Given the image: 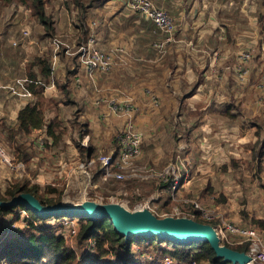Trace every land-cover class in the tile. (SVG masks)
I'll use <instances>...</instances> for the list:
<instances>
[{"label": "rangeland", "instance_id": "1", "mask_svg": "<svg viewBox=\"0 0 264 264\" xmlns=\"http://www.w3.org/2000/svg\"><path fill=\"white\" fill-rule=\"evenodd\" d=\"M44 1L47 17L55 23L54 30H49L37 15L33 0L26 4L0 0L3 100L11 96L23 102L28 85L31 91L34 86L45 88L40 83L25 81L32 72L29 63L41 54H61L69 57L71 68L77 66L79 48L91 35L89 26L85 31V22L91 20L88 24L93 28L99 25L93 21L98 19L97 12L88 6L92 1L103 4V0ZM244 3L248 4V23L251 18L257 22L259 14L263 31L264 0ZM25 30L30 32L29 36L24 34ZM248 30L251 31L250 25ZM248 55L242 64L238 60L236 69L229 74L191 78L194 84L201 80L200 85L176 93L178 100L172 105L147 106V114L139 109L136 121L142 136L141 153L124 179L105 180L98 164L91 166L89 174L80 168L87 160L97 161L100 156L114 154L124 126L112 130L110 149L105 147L107 135L98 137V146L94 147L90 139L93 128L96 126L102 132L107 126L119 125L118 120L105 117L106 107L95 105L94 100L87 110L81 108L68 85L58 96L52 93L51 98L62 96L60 103L54 99L47 102L45 98L41 102L47 117V128L41 132H22L18 121L0 116L1 199L10 201L22 193H34L39 201L54 203L51 205L106 201L120 204L129 212L148 209L161 219L207 221L218 233L223 230V235L218 234L223 245L237 247L238 240L226 231L225 224L261 228L258 222L264 220V54ZM65 76L57 77L61 86L67 81ZM58 83L57 79V87ZM17 108L15 105L13 110L6 109L15 116ZM95 114L102 118L91 129L89 116ZM84 137H88L86 142ZM172 181L178 183L176 188L165 186ZM18 187L31 192L22 190L12 195ZM13 215L0 216V247L23 244L36 229L30 226L32 218L28 211L20 210V219ZM53 224V228L59 226ZM66 232L67 245L76 251L81 262L86 255V242L69 229ZM162 246L171 250L166 244ZM98 254L96 249L92 256ZM167 261L163 250L148 243L133 244L130 253L119 249L102 257L103 263L116 264H168Z\"/></svg>", "mask_w": 264, "mask_h": 264}, {"label": "crops", "instance_id": "2", "mask_svg": "<svg viewBox=\"0 0 264 264\" xmlns=\"http://www.w3.org/2000/svg\"><path fill=\"white\" fill-rule=\"evenodd\" d=\"M244 2L245 0H155V4L173 18L177 29L170 37L154 31L150 23L144 22L127 5V0H103V4L92 1L88 7L97 12L98 19L93 21L99 25L93 28V25L88 24L91 20L86 21L85 31L89 26L90 36L95 37L100 48L109 50L121 45L128 47L130 57L112 73L99 76L94 84L80 70L79 60L77 66L75 64L71 68L69 57L41 54L38 57L51 63L50 80L43 82L41 77L35 80L45 87L42 101L45 98L47 102L54 99L57 104L60 103L62 96L51 98L52 93L58 96L68 85L72 95L81 103V108L85 107L86 110L93 106L92 100L99 90L120 101L130 98L142 110L147 106L158 108L159 105H172L178 100L176 93L188 87V90H192L195 85H200L201 80L194 84L195 80L191 78L211 73L229 74L236 69L235 65L237 67L241 54H264V26L262 31L259 14L255 18L257 22L251 18L248 23V4ZM249 25L251 31L248 30ZM160 45H164L165 49H160ZM240 47L243 49H239ZM79 71L82 76L81 84L76 82ZM58 74H63L67 79L64 86H61ZM2 88L0 83V91ZM6 98L3 100L0 94V116H9L12 121H18L19 111L27 103L38 100L35 95L25 97L23 102L11 96ZM15 105H18L15 116L9 115L6 108L11 107L10 110H13ZM100 113L102 114V110ZM101 114L89 116L90 123H93L91 129L102 118ZM116 119L119 125L107 126L102 132L96 126L93 128L94 133L90 139L94 145L98 146V137L106 138L107 135L105 147L111 148L112 130L125 124L123 117ZM139 126L142 127L140 124ZM36 132H41V129H36Z\"/></svg>", "mask_w": 264, "mask_h": 264}, {"label": "trees", "instance_id": "3", "mask_svg": "<svg viewBox=\"0 0 264 264\" xmlns=\"http://www.w3.org/2000/svg\"><path fill=\"white\" fill-rule=\"evenodd\" d=\"M19 2L26 4L27 0H19ZM33 3L35 10L37 11L36 13L40 19L45 23V25H47L49 30H54L53 21L47 17L45 11V1L33 0ZM136 14L139 15L138 13ZM139 16L141 17V15ZM141 18L144 19L143 17ZM29 65L32 68V72H29L28 74L29 78L37 80L39 77H41L47 82L50 80L51 63L48 60L37 57L35 60L30 62ZM119 67L120 64H118L114 70ZM34 68L35 70H33ZM96 74V79L99 76L105 75V73L99 72ZM78 75H80V71L78 72L77 76ZM43 91L44 89L40 86H34L32 88V93L33 95L37 96L38 100L27 103L19 111L18 122L20 131L30 133L36 129H41V131H43L47 128V117L44 110L40 106L43 99ZM49 133H53L51 129L49 130ZM83 135H85L84 132ZM39 139L44 141L43 137H40ZM94 147L96 146L94 145ZM119 148L120 146L117 139V150L114 152V156L118 155ZM90 150L91 149H89L88 155H91L92 153ZM173 183L174 181H172L171 184H166L165 186L171 189V186L174 185ZM19 188L20 187H18L17 190ZM17 190L12 195H16L17 192L21 193L22 190L31 192L25 188H21L18 191ZM1 200L6 201V199H1L0 197V201ZM40 202L43 205L54 204L50 202H43L41 200ZM105 203L108 202L105 201ZM23 209L28 211L29 217L33 220H29L30 226L35 227L36 229L27 237L25 243L22 244L18 242V244L15 246L5 245L0 247V264H116L114 262L103 263L102 257L109 252H116L119 249L124 250L126 253H130L131 247L135 243H148L149 245H154L156 248L163 250L165 256L185 264H191L193 262L231 264L229 262L223 261V259L217 258L215 252L207 242L178 244L170 241L159 240L156 236L151 238L132 236L128 239H125L123 235L117 232L116 228L112 224L111 219L98 218L94 220L85 216L68 218L65 217V215L43 217L22 205L0 207V216L6 217L8 215L15 214L13 216L16 219H20L19 211ZM67 219H73L77 222L76 234L80 236L81 240L86 242V255L82 258L81 262L79 261L80 258L76 251L67 245V242L69 241V235L66 231L67 229L70 231V228L65 226L64 223ZM35 221L39 222V225ZM199 221L209 223L207 221ZM55 222L59 223V226L53 228L55 226L53 223ZM258 223L259 227H261L259 229L264 230V220H261ZM163 244H166L171 250L163 249ZM249 244V242H245L243 244H238L237 247H231L230 245L227 246L241 252H248ZM96 249L99 252L98 256H92L93 253L96 252Z\"/></svg>", "mask_w": 264, "mask_h": 264}, {"label": "built area", "instance_id": "4", "mask_svg": "<svg viewBox=\"0 0 264 264\" xmlns=\"http://www.w3.org/2000/svg\"><path fill=\"white\" fill-rule=\"evenodd\" d=\"M127 5L135 13H139L146 21L151 22L154 31L168 34L170 37L173 36L177 29L173 18L167 11L158 7L154 2L149 0H127ZM24 34L29 36L30 32L25 30ZM159 47L163 50L164 45H160ZM248 54L250 53H243L239 56V62L241 64L245 58L249 57ZM78 55L84 76L89 78L94 84H96L97 72L108 74L112 72L118 64H125L130 57L129 50L126 46H115L114 48L106 50L99 47L94 36H90L88 41L80 46ZM25 81L29 82V84L34 82L38 83L32 79H26ZM76 82L77 84L82 83L81 75L76 77ZM28 87H25L26 92L24 96L33 97V93ZM96 90L98 89L96 88ZM94 103L97 106L106 107L105 117L113 116L124 118V127L117 138L120 146L119 153L117 156H114V154L100 156L97 161L92 158L82 163L80 168L83 169L86 174H89L88 170L91 166L98 164L99 172L105 180L110 178L124 179L126 177L125 172L133 166L135 159L141 153L142 136L137 130L136 121V114L140 107L130 98L120 101L111 95L102 93L100 90L97 96H95ZM87 139L88 137L85 138L84 142H86ZM0 153H2L1 148ZM177 184L178 183H174V188L177 187ZM96 202L104 204L103 201ZM64 223L65 226L70 228L71 234L76 235V221L67 219ZM214 229L217 231L215 227ZM225 229L232 237L238 240V244H243L245 242L250 243L249 251L245 252L251 257V262L249 264H264V230L254 227H238L232 223L225 224ZM219 233L221 235L223 230L220 229ZM167 258L169 261H167L168 264H181L178 263L179 261L177 260L170 257Z\"/></svg>", "mask_w": 264, "mask_h": 264}, {"label": "water", "instance_id": "5", "mask_svg": "<svg viewBox=\"0 0 264 264\" xmlns=\"http://www.w3.org/2000/svg\"><path fill=\"white\" fill-rule=\"evenodd\" d=\"M22 205L43 216H85L90 219H111L117 232L126 239L136 237H158L159 240L178 244L207 242L219 259L231 264H249L251 257L221 243L219 235L210 224L192 218H158L150 210L127 211L117 203L88 201L78 205H43L32 193H22L10 201H0V207Z\"/></svg>", "mask_w": 264, "mask_h": 264}, {"label": "clouds", "instance_id": "6", "mask_svg": "<svg viewBox=\"0 0 264 264\" xmlns=\"http://www.w3.org/2000/svg\"><path fill=\"white\" fill-rule=\"evenodd\" d=\"M139 14V13H138ZM140 15V14H139ZM148 22V21H147ZM151 25H152V23L151 22H149ZM153 26V25H152ZM154 28V27H153Z\"/></svg>", "mask_w": 264, "mask_h": 264}, {"label": "bare ground", "instance_id": "7", "mask_svg": "<svg viewBox=\"0 0 264 264\" xmlns=\"http://www.w3.org/2000/svg\"><path fill=\"white\" fill-rule=\"evenodd\" d=\"M65 205H70V204H65ZM65 205H63V206H65Z\"/></svg>", "mask_w": 264, "mask_h": 264}]
</instances>
